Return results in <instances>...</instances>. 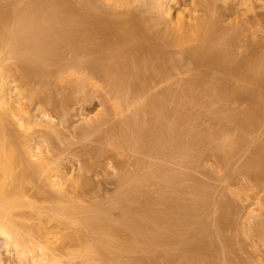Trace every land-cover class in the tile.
Returning <instances> with one entry per match:
<instances>
[{"label": "bare ground", "instance_id": "6f19581e", "mask_svg": "<svg viewBox=\"0 0 264 264\" xmlns=\"http://www.w3.org/2000/svg\"><path fill=\"white\" fill-rule=\"evenodd\" d=\"M125 1L127 0H79V1H76V0H28L22 4H18L17 2H14V1L4 4L5 2L2 0V4H1V0H0V4L2 5V7L6 5L3 8H7L6 11L5 9H2V8L0 9L1 10L0 11L1 12L0 13V243L2 247L4 248V251L12 259V260L8 259V260L3 261V259H1L0 257V264H113V262L115 261H120L123 263L124 261H126L127 255L134 253V252H138L140 254L142 253L146 257H148V254L150 253L153 254L155 252L154 250L157 247H159L160 244H165L167 246L176 244V245L183 247V245H185V243L187 242L188 238L190 240L191 239L190 236L193 237L197 233L196 231V233L194 232L193 235H190L192 233L190 232V230L193 228V227L192 228L190 227L193 226L192 224L194 223V221L200 220V218L198 217L197 211L198 210L201 211L202 209L204 210L205 205H209L213 201V200L211 202L209 200L206 201V203L208 204H206L203 201L204 195L201 197V192L197 190L200 187L198 185H196L198 186V188L196 189L197 191H194L195 193L197 192L196 194H198V196H196L195 194V196L197 197L195 199H193L194 196H191V198L193 197L192 199H185V198L183 199V197L178 198V197H181L182 195H180L181 193H177V192H175L176 195L173 194L175 197H172L173 195L170 194L171 198L170 199L167 198L168 199L167 201H165V199L163 198L166 194L163 197L159 196L157 198H153V197L150 198L149 191L147 193V191L145 190L146 192L143 191L145 192L143 193L141 192L142 190L141 191L138 190V188L140 189L141 185H143V187L144 186L147 187V183L149 184L152 183V185L155 184V187H157L159 184L163 185L164 183L165 186L163 185V187L162 186L161 187L164 188L166 187V185L169 186V188L171 187L170 189L171 193L174 192L172 191L173 187L175 188L178 187L179 189H181L180 185H183V186L187 185V184L185 185L178 184L180 183V182H177V179H179L178 176L180 175V172H179V175L176 173V176L178 175L177 177L175 175H171L163 179L161 178L162 180L159 181L158 180L159 176L157 175L158 168H155L153 171L150 168L152 172L149 175L147 176L144 175L145 177L143 176L141 178L140 177L141 174H139L138 172L137 174L140 175V176L137 175L139 179H137V177L134 175L136 178L133 177L135 179L132 180L133 178L131 177L132 181L127 179L128 177H130V176H127L128 174L126 175L127 178L126 176L124 178L123 177L124 174L122 173L123 175H120L121 178H119L121 180V183L123 182V184L121 185H125L124 180L125 181L128 180V182L130 183L137 179L138 181L136 183L138 185L137 184L135 185L134 183H132L134 184V186L137 187V190L135 189L136 187H133L132 185H130L131 183L129 184L127 182L128 185L124 186L125 187L124 190L127 189L125 192H123L124 191L123 188H122L123 190L122 192L121 190L120 192L117 191V194H116L117 196L115 195L116 197L112 196L113 199H111L112 197H110L111 202L108 201V204L106 203L104 206H102V204L99 205V207H97L96 210H95L96 206L94 205L93 206V209L95 211L94 212L92 211L93 209L90 206H87L83 202V200L75 199V196L71 195L70 192H68L65 189V186L62 185V179L65 174L62 172L61 168L53 164L51 161L52 159L50 157H46L45 154L42 151H40L37 146H32L30 144V138L28 139V138L22 137L19 134H17V132L14 130V128H20L23 132L28 131L29 122L31 120L35 121L36 117L35 115L29 113V107L32 104V102L36 100L39 97V95L41 96L42 94L40 87L42 88L43 86H45V82L47 83L46 79H49V78H46L47 75L48 76L51 75L50 74L51 72L49 73V71L47 70H51L53 67L55 68L56 65H54L53 67L51 66V69H48V66L51 64L53 65L57 63L58 58L65 53L73 54L72 56L74 58L72 59H74L75 61L77 60V58L80 57V55H84V53L85 55H87L86 54L87 52L92 54L93 56H92L91 62L89 61L90 62L89 67H87L88 65L86 66V63H84L85 66L87 67V70L88 68L90 71L95 70L94 73L96 71L97 72L99 71L98 74L101 72L102 76H105L104 79L107 78L106 82L109 85L107 83L106 84L110 87L109 89H112V91H114L115 93L118 92V90L119 92L120 91L122 92L121 88H125L123 89V92L124 90L125 91L129 90L131 87H134L136 85V81L137 83L139 82V84L142 83L141 85H143V83L145 82L144 80H140V77L143 76V74L145 75L144 72H149V73L153 72L154 75L156 74L160 76L164 74L163 72L164 70L162 71V67L164 68V66L162 64L164 60L163 58L166 56H163V55H165L164 53L165 52L167 53V51L163 52V49H165L164 47L167 48V46L168 48L169 46L173 47L174 48L173 50L176 49V52H178V54H181V53L186 54V56L183 55L185 57H187V55L191 56V58L188 57L189 59H193L192 57H197L196 59L192 60L193 63L195 61V64L196 65L198 64L197 67H194V68H198V67L200 68L199 64H206L207 67L209 65L212 66L211 70H213V68H216L214 70H218L219 68H221L219 69L220 71L221 70L228 71L226 66L229 63H232V58H233L231 51L229 50V47H232L233 44L236 42L240 28L238 29L236 27L237 25L236 26L232 25L228 27V29H225L226 31L222 30L221 34L214 35L217 29L215 28V24L212 23L213 20L211 19V16L207 14L209 13L208 10L210 9L208 5L204 6V3L201 2L202 5L201 3H199L201 7L203 6L202 7L203 10H201L202 13L205 12L204 14H202L205 16L200 17V16H194L190 12L185 14L183 10H180V11L175 10L171 12L170 5L168 6V3L170 4L172 2L171 0H153V1L149 0V2L152 3V4L149 3L150 6L152 7L153 5L152 8L155 9V11H154V18L153 19L151 18L152 20L150 19L151 24L146 26L144 23L146 19H144L143 17L139 19L137 18L136 20H135V17H133L134 21L133 20L129 21L128 18L127 20L125 18L128 17L130 13L126 15L124 13L120 14L119 12H117V14L119 13L120 16L119 14L118 15L116 14L117 8L121 7L122 9H124L125 3H128V4L131 3V0L129 2H125ZM132 1L134 2V0ZM139 1L141 2V0ZM174 2L175 1H173L171 4H173ZM197 5H198V1H197ZM3 10L4 12H2ZM122 15H124L125 17L124 16L122 17ZM137 17H140V16H137ZM140 19H144V21ZM101 20L103 21V23L100 22ZM97 23L104 24V26H101L103 28L98 29L100 33L102 34V37L99 31L97 32L100 35L99 37L100 41H102V39L104 38L103 42L101 43L98 42V44L95 43L96 41L95 39L96 38L98 39V37L96 38L94 37L96 35L95 32L97 31V26H96ZM149 30H152L153 32L151 31L152 33L149 34L150 32ZM142 39H144V43H141ZM194 39L198 40L197 43L195 44L193 43L194 41L192 42V40ZM187 42L190 43L191 45L188 44ZM209 43L210 45L214 44V46L218 47V49L215 51L213 50L212 52L209 49ZM247 45H249L248 47H250L251 43H247ZM100 46L101 47L103 46V48L105 47L104 48L105 50L107 48V50L105 51L102 48L101 50L103 52L100 51V48H101ZM254 47L256 46L253 45V48ZM251 48L252 46L250 47V49ZM257 48L255 51L252 49V52H256L255 55H252V53L249 52L248 56L249 57L252 56L250 61L247 62L249 64L248 66L249 71L247 73L244 70V73L249 74V78H251L253 81L257 83L256 85L257 87H261L260 84H262V81L264 79V52L259 51L258 53ZM209 50H210L209 55L212 56L211 58L213 61L211 60V58H209L208 60H211L209 61L211 63L207 62L208 60L205 59L207 55L205 56V53H204ZM202 53L204 55L202 56L205 57L204 60L206 61L203 60V57H201V59L198 60L199 56ZM247 57L246 59L244 58L245 60V62H243L244 64H246ZM74 63L75 62H73L72 64L73 67L74 65L76 66L78 65L77 67L78 69L76 68L70 74H73L77 80H81V79H82L81 81L89 80V78L85 79L86 77L85 75L80 76V71L82 72L85 71L82 69L84 67V66L82 67L81 65L82 62L81 63L79 62V64L81 65L80 66L81 68L79 67V64H77L78 62H76L75 64ZM193 63L192 65L194 66ZM12 64H13L14 69H12L11 66H10L11 68L7 66V65H12ZM58 65L59 64H57V66ZM230 67H231V64H230ZM90 68H93L94 70ZM170 68L173 69L174 67H170ZM232 68H233V65H232ZM55 69H57V67ZM166 69L169 70V68H165V70ZM230 69L228 71L229 73H230ZM60 70L61 69H59L58 72ZM238 70L241 71L242 69L241 70L238 69ZM224 71H222V73ZM61 72L65 74L64 71L61 70ZM61 72H60V75H61ZM201 72L202 71H200V73ZM213 72H211V75ZM228 72L226 75L232 76V74H228ZM216 73H215V76H222V74L216 75ZM240 73L241 72H239L238 74ZM243 74H240V75H243ZM148 76L150 77L149 74ZM215 76H213V78ZM233 76H236V75L233 74ZM163 77L165 78V76L162 75L161 78ZM228 77L226 79L230 80V78ZM69 78H72V77H69ZM145 79L147 82L146 75H145ZM156 79L157 78H155V80ZM200 79L202 78H199V80ZM77 80L76 82H79ZM139 80L142 82L140 83ZM162 80L165 81V79H162ZM89 81L90 83L88 84H90L91 86L92 84L91 79ZM193 81H190V79L188 82L185 81L181 89H178L179 91H176L177 88L175 87H174L175 89H173L172 91L170 89L171 92L168 91V93H170L169 98L167 96H166L167 98L164 97L165 95H163L162 97L160 96L158 97L157 95L152 96V93H151V96L149 94V97L151 98H149V100L148 98H146L147 101L146 103H144L143 101L145 100L143 96H146V95H143V96L141 95L143 97V100L141 102L144 104V106L142 105L141 107L139 106L140 102L139 103L136 102L138 103V107L139 108L141 107V108L138 109L137 107L138 110H135V113H133L134 115H132V119L129 118L130 120L128 121V118H127L126 120H124L128 122L125 123L123 121L125 124L123 125L121 123L122 126L120 124V128L118 125L117 128L119 129V131L120 130L121 131L119 133L116 132V134L117 133L120 134L121 137L120 135L118 134L117 135L121 139L118 138L119 144H115V143L114 144L117 145V147L119 148L123 147L124 149V146H126L129 149L130 148L129 145H134L136 143V142L133 143V140H135V138H138V142H137L138 146L136 144L137 147L135 146V151L137 149H141V152H142V150L144 149V151L147 150V153L149 154L150 152L152 153V155L150 156H153L154 154L156 155V157L157 156L163 157L164 155H166L169 158L170 156H173L174 158L177 157L178 158L176 159L177 164H180V165L182 164V166L185 165V168L186 166L187 167L195 166L194 164L199 163L197 161H201V157L204 154L206 155H204L203 158H205V156L209 154H213L212 156L219 154L218 158H220L219 160H221V163L223 162V166L225 165L224 164L225 162L227 164L228 163L227 161L230 155H229V152L226 150V146L229 147L231 145H235L233 146L235 148L236 143L237 145L240 143L239 139L236 140L237 142L236 141L233 142L235 138L231 141L230 138L226 134H224L227 131V128L226 129L223 128V131L225 129V132L219 135L218 134L219 132L217 131L218 129L216 130L214 128H213L214 130H210V131L204 130L206 132L202 133L199 130V128L201 127L200 126L198 130L201 132V134L195 131L194 136H193L188 126L182 124V127L184 126L183 128L178 127V126H181V123L178 120L185 119L186 117V114H187L186 109L192 108L193 110V108H199V106L201 105L200 100H202L200 99V97L202 96L204 97V95L205 97L206 96L208 98L210 97L209 101L205 102V106H207L208 108L211 107L210 109H212L213 102H215V100L213 101V98L215 99L216 97H219V99L220 98L222 99V97L224 98L227 96L229 97V95L227 94H230V93L225 94L227 91H225L224 89L225 86H223L222 83L226 81L222 82L221 80L220 81L222 82L221 83L222 85H221L218 83L219 81L218 79V81L216 82L217 85L219 84L223 88H219V91H217L216 94H213V93L210 94L211 90L208 89L210 91L209 92L207 91V88H205V90L199 89L200 87L197 88L196 87L197 81L196 82H193ZM211 81L214 82V79H211ZM202 82L204 81L202 80ZM210 82H208V84ZM70 83L72 85L74 84L75 86V83L72 82L71 80H70ZM181 83L179 85H181ZM71 84H70V87H71ZM76 86H77V83H76ZM228 87L230 88V86ZM79 88L82 91L83 84H82V88L81 86H79ZM232 90L233 88L231 89L230 92H233ZM234 90H235L234 92L238 91L237 93L238 95L236 96H239L240 94L239 92L241 90L239 91L238 87H234ZM114 92H112L111 97L116 96V95L119 96L118 94L119 92L116 95L113 94ZM127 93L129 94L130 91ZM123 94L124 93H122V95ZM166 95L168 94L166 93ZM124 97L125 99L123 100L125 102L124 103L125 105L128 103L126 101V98L128 97V95L123 96V98ZM136 98H134V100H136ZM230 98L231 97L228 98L229 101H230ZM117 99L118 98H116V100ZM130 99L133 100L132 95ZM235 99L237 98L235 97ZM176 100L179 102L177 103L178 108L176 109V106L175 107L173 106L172 108H170L169 107L171 106L170 103L173 102L172 105L173 104L176 105V102H177ZM210 100L213 102L211 103ZM216 100L220 101L218 99ZM117 101H119V99ZM231 101H234V100H231ZM131 104H134V103L130 102V105ZM222 104H224V102ZM249 104L251 108L248 105V107L250 108L249 109L250 111L248 112L250 114L246 112V109L243 112H245V114L248 113L246 115H249L247 116L248 118H250V120L248 121L251 122L250 123L251 128H253L252 127L253 122L258 123L259 120H263V123H264V109H263L264 106L262 107L260 105L261 107H257V105H255L257 103H253V104L249 103ZM230 105H233V104H230ZM238 105L236 104V107ZM128 106L125 105L124 107H128ZM134 106L136 105L134 104ZM117 107L118 106H116V108ZM124 107L122 110H125ZM245 107L247 106H244L243 109ZM129 108H132V107H129ZM169 108L171 110H173L174 108V112L173 111L170 112L171 110L169 111L168 110ZM230 109L228 108L226 109L225 107H223V109H221L220 111V113L222 114H220L219 111H217L216 106H215V110L213 108L210 111H207V110L206 111L210 112L209 114L211 115L209 116L208 114V116L211 118L210 120L213 119V122L215 121V123L217 124H219L218 122L220 123L229 122L230 124L232 120H235V117H236ZM232 109H234V107ZM185 110H186V114H185ZM197 110L194 109V111L196 112ZM168 111L171 114H169ZM206 111H204V116L207 117V114H205ZM118 112H122L121 108ZM188 112L190 111L188 110ZM238 113L243 114L241 112H238ZM38 115H41L42 117L45 116V114H42V112L37 114V116ZM130 115L128 117H130ZM199 115L202 116L201 112L199 113ZM189 116L191 115L189 114ZM193 117L196 118V114L195 116L193 115ZM199 117L197 116L198 119H200ZM241 117H244V116L242 115ZM241 119L243 120L244 118H241ZM38 120L40 121V118ZM173 121H176L177 123ZM238 121H239L238 123L240 124L241 121L240 120ZM36 122H37V119L34 123ZM178 122L180 123L179 125H177ZM44 123L45 125L51 126L49 125V123L46 124V121H44ZM244 125H245V122H244ZM209 127L211 129V125ZM256 127H259V126L258 125L254 126V128ZM245 128H247V126ZM249 129L250 128H248V131ZM239 130H241V125L239 127ZM191 131L193 132V128ZM248 131H246V133ZM221 132L222 130H220V133ZM215 133H217L216 135L217 136L219 135L221 139V143L217 146H214L215 144L212 143L213 141H215L214 140ZM117 135H116V138H117ZM243 139L244 141L247 140V139L245 140V137ZM248 141L249 143H251L250 142L251 140H248ZM128 149L126 150L128 151ZM243 150H245V148ZM117 151L120 152L121 150H117ZM255 151H257V149H255ZM221 152H224V153H221ZM139 153H140V150H139ZM255 153L256 154H253L254 156L252 157H250L248 154L250 158L248 157L249 159L245 162L244 171L253 169L254 171L252 172L250 171L251 172V174L249 175L250 179L251 180L253 179L252 181L258 180L257 181L258 183H260L261 181L264 184V147L260 146L258 151ZM166 156H165V159H166ZM156 157L153 156V158L157 159L158 157L157 158ZM207 157H211V156H207ZM166 160H168V158ZM136 161H137V158H136ZM140 161L142 163V160ZM139 162L137 161V163L135 164H139ZM155 163H152V164L154 165ZM147 164H146V167L149 165ZM217 164L219 165L218 162ZM180 165H177V166H180ZM136 167H137L136 169H138V165ZM143 167L144 166L142 165L141 168ZM241 170L243 171V169ZM163 171L166 172L167 170L163 169ZM168 171L173 172L170 170ZM161 173L163 175L162 171ZM173 173L175 174V172ZM133 174H136V173H133ZM186 176L184 177L186 178ZM242 176H244V174ZM122 177L124 178V180H122L123 179ZM176 184H178L180 187ZM121 185H119L118 187H120ZM129 185L132 186V189L134 188V190L130 189L131 188L130 187L128 191ZM188 185H193V184L191 183ZM243 185H245V183ZM158 187L157 189L159 190L160 187L159 188ZM192 188L193 187H191V189ZM242 188L244 189V187ZM157 189L155 188L154 192H156ZM167 189H161V190L163 191L166 190L165 192L166 193L168 192L167 193V196H168V194L170 193L169 192L170 190L167 191ZM130 190L132 192H130ZM187 190H189V188H187ZM247 190H249V188H247ZM227 191L230 192L228 189ZM234 191H237V190H234ZM179 192H181V190H179ZM237 192H235L234 194L238 195L240 193V192L239 193ZM159 193L163 195L162 194L163 192L161 193L160 191ZM160 194H157V195H160ZM199 197L202 199L203 202H201V199ZM240 197H243V196L241 195ZM244 197H247V196L244 195ZM213 198L215 197L213 196ZM213 202L220 203V200L218 201L217 199L216 201H213ZM222 204H220V206H222ZM199 205L202 206L201 210H200ZM257 205L259 204L257 203ZM221 209L219 207V210ZM222 211H224V209ZM205 212H201V213L203 214ZM206 216L207 215L205 213V217ZM249 216H250V213H249ZM256 216H258V214ZM224 218L225 217H223V219ZM219 221L218 223L222 225V221L221 223ZM224 222L225 220L223 221V223ZM263 222H264V219H263ZM263 222L262 220L259 223L257 222L259 225H257L256 227L258 230L259 228H261L260 231H262V226L264 224ZM225 224L226 223H224L223 225L224 228L226 227ZM197 226L200 227L199 225ZM253 228L254 226L252 225V230ZM257 229H256V232H257L256 235L259 233ZM263 231H264V228H263ZM211 236H213L212 238H214V234H212ZM211 236H208L207 238L209 239L211 238ZM262 237L263 236L259 234V239L264 238ZM202 240L205 241V238ZM206 242H201L197 244L195 243V240H194L193 246L191 244L190 246L192 247L188 248V249H191L190 251L192 252V254L189 256H186L185 253L181 254L182 256L185 255L183 256V259H186V261L189 263L195 262L196 264L197 263L204 264L205 261L203 260V257L201 256L203 255L202 253H204L203 251H205L206 246L209 244ZM213 243L216 244L215 242ZM213 243H211L212 246L214 245ZM214 246L212 247V249L214 248ZM179 248L180 247H178V249ZM180 253H182V249ZM204 255H207V253H204ZM145 256L144 258L146 259ZM161 257H164V256H161ZM149 258L151 261L154 260V259H151L152 256ZM163 259H165V261L167 260L166 255ZM150 260L148 259L149 263H150ZM161 261L163 262L164 260H161ZM120 262L118 263L121 264ZM126 262H124L123 264H127ZM128 263L130 264V261ZM155 263H152V264H155Z\"/></svg>", "mask_w": 264, "mask_h": 264}, {"label": "rangeland", "instance_id": "374dc122", "mask_svg": "<svg viewBox=\"0 0 264 264\" xmlns=\"http://www.w3.org/2000/svg\"><path fill=\"white\" fill-rule=\"evenodd\" d=\"M3 1L5 2L4 4L9 3V2H13V1L17 2L18 4H22L28 0H3ZM76 1H79V0H76ZM129 1L130 0H127L125 2H129ZM171 1L172 2L175 1L174 2L175 4L174 3L171 4L172 2L170 4L168 3V6L170 5L171 12H173L175 10H177V11L183 10L185 14L190 12L192 15L200 16V17L205 16V15H202L205 13L204 12L205 10L203 11L204 13H202L201 10H203L202 9L203 6L201 7L199 5V3H201V2L204 3V6L208 5V7L210 9L208 10L209 13H207V11H206V13L209 14V16H211V19L213 20L212 23L215 24V28L217 29L214 35L221 34L222 30L226 31L225 29H228V27H230L232 25L233 26L237 25L236 27L238 29L240 28L236 42L233 44L232 47H229V50L231 51L232 57L234 58V59L232 58V63H229L226 66L228 71L231 68L230 73L226 70L220 71L219 69H221V68H219V69L217 68L218 70H214L216 68H213V70H211L212 66L209 65L207 67L206 64H199L200 68L199 67L194 68V67H197L198 64L196 65L195 61L193 63L192 60L196 59L197 57H192L193 59H189V58H191V56L187 55V57H185L186 54H183V53L178 54V52H176V49L173 50L174 49L173 47L169 46V48H168V46H167V48L164 47L166 50L163 49V52L167 51V53L165 52L164 53L165 55H163L166 57L163 58L164 60H163V64H162L164 66V68L162 67V71L164 70L163 71L164 74H162V75L165 76V78L164 77L161 78L162 75L161 76L156 75V74L154 75L153 72H151V73L144 72L146 77H147L148 83L146 82L145 75L143 74V76L140 77V80H144V82H145V83H143V85H141L142 81L139 80L141 84H139V82L137 83V81H136V85L134 87H131L130 88L131 90L129 88H127L129 90H126V91L124 90V92H123V89H125V88H121L122 92L121 91L119 92V90H118L119 93L118 92L115 93L114 91H112V89H109L110 88L108 86L109 84L106 82L107 78L104 79L105 76H102L101 72L99 74H98L99 71L98 72L96 71L94 73L95 70L93 68H90V69H93L94 71H90L88 68V70H89V72H88L87 67H89V64L92 60V56H93L92 54L87 52L86 53L87 55H85V53H84L85 56L80 55L81 58L78 55V57L80 59L76 57L77 60L78 59L79 60L75 61L74 59H72V58H74L72 56L73 54L70 53L71 54L70 55L69 53H65L58 58L57 61L59 63L57 61H55L57 63H55L53 65L51 64L48 66V69H51V66L53 67L54 65H56L55 68L57 67V69H55L53 67L51 70H47V71H49V73L51 72L50 73L51 75L50 76L47 75L46 78H49V79H46L47 83L45 82V86H43L42 88L40 87L42 94H41V96L39 95V97L36 100H34L29 107V113L35 115L37 122L34 123L36 121V119H35V121H32L31 119H29L31 121L29 122V125H28V127H29L28 131L23 132L20 128H14V130L20 136L28 138V139L30 138V144L32 146H37L38 149L40 151H42L46 157H50L52 159L51 161L53 164H55L61 168L62 172L65 174L63 179H62V185L65 186V189L68 192H70L71 195L75 196V199L83 200V202L87 206H90L92 209H93L94 205L96 206V208H95V210H96L97 207H99V205L102 204V206H104L106 203L108 204V201L111 202L110 200L113 199V197L117 194V191L120 192V190H121V192H122L125 188L124 186L128 185L127 184L128 180H126V181L124 180V178L127 174H128L127 176H130V177L127 178V176H126V178L129 179L130 181H132L136 177H137V179H139V177H138V176H140L139 174H141V176H140L141 178L144 175L145 176L149 175L155 168H158L157 175L159 176L160 179L158 178V176H157V178L159 181H161L163 178L169 177L171 175L176 176V173L179 175V172H180V175L179 176L177 175L179 177V179H177V182H180L178 184H184V185L187 184V185H185V186L180 185L181 189H179L177 186H176L177 188L173 187L172 191H174V192H172V193L170 190L171 187L169 188V186L166 185V187L162 188L164 183H163V185L158 183L160 186L157 184L160 187L159 188L157 186L159 188V190L157 189V187H155V184L152 185V183L151 184L147 183V187H145V186L143 187V185H141L142 189L140 187V189L138 188V190H140V191L142 190L141 192L146 190L147 193L149 191L150 196L149 195L148 196L150 198L151 197L157 198L159 196L163 197L166 194L163 198L165 199V201H167L168 200L167 198L170 199L171 195H173V194L176 195L175 192H177V193H181L180 195H182L181 197L177 196L178 198L183 197V199L184 198L185 199H192L193 197L191 198V196H194L193 199H195V198H197L196 196H198V194H196L197 192L195 193L194 191L198 190L201 192V197L204 195L203 201L205 203L208 200L210 202L212 200L213 201H216L217 199H218V201L220 200V203L219 202H213V201L211 203L209 202L210 203L209 205L211 207L209 205H205L204 210L202 209V206L199 205L200 210L201 209L203 210V211L202 210L197 211L198 217L200 218V220L197 219L198 221H194V223L192 224L193 226L190 227V228L193 227L192 229L194 231L191 229L192 231L190 230V232H192V233L191 234L188 233V234L193 235V233L194 232L196 233V231H197V233L193 237L190 236L191 239L189 240V238H188L187 242L185 243V245H183V247L176 245V244L175 245L172 244L169 246H167L165 244H160L159 247H157L154 250L155 252L153 251L154 252L153 254H151V253L148 254V257H146L144 254H142V253L140 254L138 252L128 254L127 258H126L127 262L124 261L127 264H129L128 263L129 261H130V264H152L155 262H156L155 264H196L195 262L189 263L186 261V259H183V256H185V255L189 256L192 254V252L190 251L191 249H188V248L193 246L194 240H195V243H197V244H199L201 242H206L208 240L206 243H209V244L206 246L205 251H203L204 253H207V255H204V253H202L203 255L201 256V257H203V260L205 261L204 264H219L222 260L223 261L220 264H224V262L226 260L227 261L225 262V264L226 263L227 264H264V241H263L264 240V238H263L264 237V231H263L264 224L262 226V231H260L261 228H259V230H258L256 227L257 225H259L258 223L261 220L263 222V219H264V218H262V217H264V204H263L264 203V186H262L264 184L261 181H260V183H258L257 182L258 180L252 181L253 179L252 180L250 179L249 175L251 174L252 171H254L253 169H249V170L244 171L245 162L250 157L254 156L253 154H256L255 152L258 151L260 146L264 147V145H263L264 144V142H263L264 141V134H263L264 123H263V120H259L258 123H254L252 120V122H253L252 127L253 128H251V124H250L251 122L248 121V120H250V118L247 117L249 115H246L249 113L248 111H250L249 109L251 108L249 103H251V104L257 103V104H255V105H257V107H261V106L263 107L264 106V86H263L264 79L262 81V84H260L261 87H257L256 86L257 83L255 81H253L251 78H249V74H247L249 71V69H248L249 64L247 62H249L250 59L252 58L251 54H250L251 57L248 56L249 52H251L252 55H255L256 52H252V49L255 51L257 47H258L257 48L258 53H259V51L264 52V0H171ZM197 1H198L199 6L197 5ZM149 3H151V2H149V0H141V2L139 0H136V1L134 0V2L131 0V3H129L130 5L128 3L124 4V6H125L124 9H122L121 7H119L120 9L117 8L116 14H117V12H119L120 14L124 13L126 15H128L130 13L128 15V17L125 18L126 20L128 18L129 21H132V20L134 21L133 17H135V20L137 18L139 19V18L143 17L144 19H146L145 21H147V20L148 21L145 22L144 19H140V20H143L145 25L147 26V25L151 24L150 19L154 18V11H155V9L152 8L153 5L151 7ZM202 3H201V5H202ZM1 4H2V0H1ZM1 4H0V6H1L0 9L2 8V9H5V11H6L7 8H3L6 5L2 7ZM122 10L123 11L126 10V11L123 12ZM2 12H4V10ZM120 14H119V16H120ZM155 14H156V12H155ZM123 16L124 15H122V17ZM137 16H140V17H137ZM143 21H142V23H143ZM100 22L103 23L102 20ZM102 23L96 24L97 31L95 32L96 35L94 36L95 38L98 37V39L97 38L95 39L97 41V42L95 41L96 44H98V42L99 43L103 42V39H104L103 38L102 41L99 40V37H100V35L102 37V34L100 33V31L98 29L103 28V27H101V26H104V24H102ZM98 31H99L100 35H99V33H97ZM149 31H148L149 34L153 32L152 30H149ZM197 41L198 40H196V39L192 40V42L194 44L197 43ZM141 43H144V39L141 40ZM247 43H251V45H250V47L252 46L251 49H250V47H248L249 45H247ZM188 44H190V43H188ZM253 45L256 47L253 48ZM260 45H261V47H260ZM102 48H103V46L100 48V51H102L101 50ZM209 49L213 52V50L214 51L217 50L218 47L214 46V44L210 45V43H209ZM106 50H107V48H106ZM210 50L204 52L205 56L206 55H207V57L209 56L208 58L203 57L204 55L202 53L200 56L198 55L199 56L198 60H200L201 57H203V60H204V58L206 60L211 58L212 56L209 55ZM183 55H185V56H183ZM181 56H182V58H181ZM246 57H247L246 64H244L243 63V62H245L244 58L246 59ZM241 59H242V61H241ZM206 60H204V61H206ZM211 60H212V58H211ZM211 60H208L207 62H209ZM87 61H88V63H87ZM73 62H75V63L78 62L77 64H79V62L80 63L82 62L81 65H82V67L84 66L82 69L85 71L84 72L80 71V76L85 75L86 76L85 79L86 78L87 79L89 78V80L91 79V81H92L91 86H93V87H91L90 84H88V83H90L89 80H87V81H85V80L81 81L82 79L77 80L73 74H70L71 72H73V70H75L78 67V65L77 66L74 65V67H73V65H72ZM236 62H237V64H236ZM84 63H86V66L87 65L88 66L86 67ZM192 63L194 64V66L192 65ZM209 63H211V62H209ZM57 64H59L58 65L59 67L57 66ZM230 64H231V67H230ZM81 65L79 64V67ZM232 65H233V68H232ZM243 65H244V67H243ZM7 66L8 67L11 66L12 69H14L13 64L7 65ZM90 66H92V65H90ZM246 66H247V68H246ZM85 67H86V69H85ZM170 67H174L173 68L174 70ZM236 67L238 69H240V70L242 69V70L239 71ZM165 68H169V70H167V69L165 70ZM59 69L64 71L65 74L63 72H61V70L58 72ZM170 69H171V71H170ZM232 69H233V71H232ZM244 70L247 73H244ZM165 71H167V72H165ZM200 71H202V72L200 73ZM222 71H224V72L222 73ZM60 72H61V75H60ZM66 72H68V73H66ZM209 72H210V74H209ZM211 72L214 73V74L212 73L213 76H215L216 72H217L216 75L222 74V76H215L213 78V76L211 75ZM227 72H228V74H232V76L226 75ZM239 72H241L240 74H243V73L244 74L240 75V74H238ZM62 73H63V75H62ZM148 74L150 75V77L151 76L152 77L150 78L148 76ZM233 74L236 76H233ZM88 75H90V76H88ZM170 75H171V77H170ZM156 76H158V77H156ZM172 76H173L174 80H173ZM200 76H202V77H200ZM223 76H224V78H223ZM69 77H72L73 79L69 78ZM193 77H195V78H193ZM227 77L230 78V80L226 79ZM74 78H75V80H74ZM155 78H157V79L155 80ZM159 78L161 79V81ZM199 78H202V79L199 80ZM216 78H218L219 81ZM58 79H60L62 82ZM69 79L75 83V86H74V84L72 85L70 83ZM162 79H165V81ZM167 79H168V81H167ZM184 79L186 82H188L189 79H190V81L194 80L193 82L197 81L196 87L197 88L200 87L199 89H203V90H205V88H207V91L211 90L210 94H212V93L216 94V92L219 91V88H223L221 86L223 84V86L226 87V88L224 87L225 91H227L225 94L230 93L231 96H230V94H227V95H229V97H231L230 101L234 100V101H231V102H233V103H231L229 101V99H228L229 97L227 95H225V96H227L228 98L222 97L223 100L221 98L219 99V97H216L215 99L213 98V101L215 100V102L210 100L211 103L213 102V106H214V107L212 106V109L214 108V110H215V106H216V109H217V111H219V113H220L221 109H223V107H225L226 109L227 108L230 109L231 107L232 108L234 107V109L231 108L230 110L234 113V115L236 117H235V120H232V122L230 121L231 122L230 124H229V122L228 123L227 122L226 123L218 122L219 124H217V123H215V121L213 122V119L210 120L211 118L209 116L211 114H209L210 112H207V111H210L212 109H210L211 107L208 108L207 106H205V102L209 101L210 97L208 98L206 96L208 98L207 99L205 97V95H204V97L203 96L200 97V99L203 100V101L200 100V104H201L200 106L201 107L199 106V108H193V110H192V108L186 109L187 114H186V110H185V114H186L185 119L187 121L185 119H181L183 121L178 120L181 123V126H178V127H182V124L188 126V128L190 129V132H191V134H193V136H194L195 131H197V133L199 132V134H201V132L204 133L208 130L210 131V130H214V129H216V130L218 129L217 131L219 132L218 134L220 135V134L224 133L225 129L227 128V131L224 134H226L230 138L231 141L234 138L235 139L233 140V142L236 141L237 139H239L240 143L238 145L236 143L235 148L233 147L235 145H231L229 147L226 146V150L229 152L230 157L227 161L228 163L226 164V162H225L224 166H223V162L221 163V160H219L220 158H218L219 154L218 155L216 154L217 156L215 154H214L215 156H212L213 154H209L207 156H211V157L205 156V158H203L204 155H206V154H204L201 157V161H197L199 163H197V164L195 163L194 164L195 166H191V167L186 166V168H185L184 164H183L184 166H182V164L181 165L177 164V162H176V159H178L177 157L174 158L173 156H170V158H169L166 155H164L163 157L157 156L158 157L157 158L156 155L153 154V156H155L157 158V159H155V158H153V156H150V155H152L151 152H150V154L147 153V150H145L146 152L144 151V149L142 150V152H141V149H137L135 151L136 144L138 146V143H137L138 138H135V140H137V141L133 140V143H135V142L136 143L134 145H129V147H130L129 149L126 146H124V149H123V147L122 148L120 147L121 148L120 149L119 147H117V145H115V144H119L118 138L121 137V135L118 134L121 131V130L119 131V129L117 128L118 125L120 128L121 123L124 125L126 122H128L130 119H132V115H134L133 113H135V110L140 109L142 107V105L144 106V104L141 102L143 100V97L145 100V101H143L144 103H146V101H147L146 98H148V100H149V98H151V97H149V94L151 96V93H152V96L157 95L158 97L159 96L162 97L163 95H165L164 97L167 96L169 98L170 93H168V91H170V89L172 91L175 88H177L176 91H179L178 89H181V87L185 83ZM211 79H214V82H212L213 80L211 81ZM76 80L79 81L81 84L79 82H76ZM93 80L95 81V83ZM198 80H199V82H198ZM202 80L204 82H202ZM221 80H222V82L226 81V82H224L225 84L220 82ZM170 81H171V83H170ZM182 81H184V82H182ZM217 81L219 84H221V83L222 84L217 85V83H216ZM208 82H210L209 83L210 85L208 84ZM76 83H77L78 87L76 86ZM84 83H85V85L86 84L87 85L85 86ZM180 83H181V85H179ZM198 83L200 84V86ZM70 84H71V87L72 86L74 87V89H73V87L72 88L70 87ZM82 84H83V88H82ZM203 84H205V85H203ZM79 86H81V88L83 89L82 91L80 90ZM176 86H178V87H176ZM212 86L213 87L216 86V87L213 88ZM228 86H230V88ZM143 87H144V89H143ZM234 87H238L239 91L241 90L239 92L240 93L239 96H236V95H238L237 94L238 91L234 92L235 91ZM262 87H263V89H262ZM211 88L214 90L216 89L215 92ZM232 88H233V90H232L233 92H230ZM71 89H73V90H71ZM141 89H143V90H141ZM147 89H148V91H147ZM252 89H253V91H252ZM129 91H130L129 94L132 95L133 100L130 99L131 95H129L127 93ZM141 91L144 93H142ZM145 91H147V92H145ZM151 91H153V92H151ZM246 91H248V92H246ZM112 92H114L113 93L114 95H116L118 93L119 96L121 95L120 97H122V98H120L118 95L111 97ZM132 92H133L134 96H133ZM165 92L168 95H166ZM250 92L251 93L253 92V93L251 94ZM122 93H124V94L122 95ZM125 93H127V94H125ZM160 93H161V95H160ZM125 95L126 96L128 95V97H129V98L128 97L126 98V101L128 102L127 104L130 105V102H132L136 106H134V104H131L130 106L125 104L128 107H124L125 102L123 99H125V97L123 98V96H125ZM141 95L142 96L146 95L147 97L146 96L142 97ZM232 95H234V96H232ZM136 97H138V98H136ZM235 97L237 99H235ZM116 98H118L119 101H117L118 99L116 100ZM134 98H136L137 101L134 100ZM120 99H121V101H120ZM216 99H218L220 101H217ZM115 100H116V102H115ZM136 102H138V103L140 102L139 103V106H141L140 108L138 107V103H136ZM218 102H219V104H218ZM223 102H224V104H222ZM237 102L239 103V105ZM172 103H170L171 106H169V107L172 108L173 106L174 107L176 106V109H177L178 108L177 103H179V102L177 101L176 105H174V104L172 105ZM230 104H233V105H230ZM236 104L238 105L237 107H236ZM113 105H115V106H113ZM248 105L250 108L248 107ZM116 106H118V107L116 108ZM122 106L124 107L125 110H122L123 109ZM244 106H247V107H245L243 109ZM129 107H132V108H129ZM137 107H138V109H137ZM120 108H121L122 112H118L120 110ZM170 108L168 109L169 111L171 110ZM247 108H248V110H247ZM132 109H134V110H132ZM176 109H175V111H176ZM194 109L195 110L199 109V110H197L198 114L196 111H194ZM239 109H240V111H239ZM245 109H246V112H248L246 114H245V112H243V111H245ZM263 109H264V107H263ZM188 110L190 112H188ZM203 110L204 111L207 110L206 111L207 113L205 112V114H207V117L204 116ZM172 111L174 112V108L170 112H172ZM217 111H216V113H217ZM41 112H42V114H45V116H47V117L43 116L44 117L43 118L41 115L37 116V114H39ZM170 112H169V114H171ZM200 112H201L202 116L199 115ZM238 112H241L243 114H240ZM189 114L192 116V118H191V116H189ZM195 114H196V118L193 117V115L195 116ZM208 114H209V116H208ZM220 114H222V113H220ZM239 114H240V116H239ZM129 115H130V117H128ZM242 115L244 117H241ZM197 116L198 117L200 116L199 117L200 119H198ZM39 118H40V121L38 120ZM127 118H128V121H124ZM241 118H244V119L242 120ZM237 119L241 121L240 124L238 123L239 121ZM174 120H176V119H174ZM44 121H46V124L49 123V125H51V126L45 125ZM173 122H176V121H173ZM199 122H201L202 124ZM244 122H245V125L247 126V128H245L246 126L244 125ZM180 123L178 122L177 125H179ZM122 124H121V126H122ZM238 124H239V126H238ZM254 124L258 125L259 127L254 128V126H256ZM210 125H211V129L209 127ZM240 125H241V130H239ZM216 126H217V128H216ZM220 126L221 127L223 126V127L221 128ZM260 126H261V128H260ZM192 128H193V132L191 131ZM198 128L201 132L198 130ZM223 128H225L224 131H223ZM248 128H250L249 129L250 132L248 131ZM243 129L245 130V132ZM204 130H206V131H204ZM220 130H222L221 133H220ZM246 131H248V132L246 133ZM116 132H118L117 134L120 135V137H118ZM216 134L217 133H215V136H214L215 141L212 142L213 144H215L214 146H217L221 143L220 136L219 135L217 136ZM116 135H117V138H116ZM240 135L242 136V138ZM260 136H261V138H260ZM244 137H245V140L247 139L246 141H244V139H243ZM251 137H252V139H251ZM239 140H238V142H239ZM248 140H251L250 141L251 143H249ZM115 141H117V142H115ZM242 143L243 144L245 143V144L243 145ZM113 145H115V146H113ZM131 147H133L134 149ZM239 148H240V150H239ZM244 148H245V150H243ZM115 149L121 150L122 152L121 151L119 152ZM126 149H128V151ZM255 149H257V151H255ZM139 150H140V153H139ZM239 151H240V153H239ZM250 151L252 152V154ZM145 153L147 154V156ZM221 153H224V152H221ZM248 154L250 157L248 156ZM165 156H166V159L168 158V160L165 159ZM150 157H152V158H150ZM136 158H137L138 162L140 160H142V163L140 161L139 164H135V163H137ZM205 160H207V161H205ZM154 161L157 163H155ZM147 162L149 165L147 164ZM175 162L177 165H180V166H177L175 164ZM217 162L219 163V165L217 164ZM152 163H155L157 165H155V164L153 165ZM141 164L144 166L143 168H141L142 167ZM146 164L148 165L147 167H146ZM160 164H161V166H160ZM137 165H138L139 171H138V169H136ZM180 167H181V169H180ZM150 168L152 169V171ZM163 169H166L167 171L168 170L173 171V172H175V174L173 172H169V171L164 172ZM241 169H243L244 172ZM238 170H240V171H238ZM134 171H136V172H134ZM161 171L163 172L164 176L162 175ZM247 171H249V172L251 171V172L249 173ZM138 172H139V174H137ZM133 173H136V174H133ZM166 173L168 176L166 175ZM131 174H133V175H131ZM243 174H244V176H242ZM120 175H123L124 178L122 177L123 178L122 180H124L125 185H121V184H123V182L121 183V180L119 179V178H121ZM183 175L184 176L187 175L186 178ZM246 175H247V177H246ZM131 177L132 178L135 177V178H133L131 180ZM137 179L133 182H130L131 184L129 182L128 183L130 185H132L133 187H136V186H134V184L135 185L137 184L136 183L138 181ZM183 179H184V181H183ZM247 180H248V182H247ZM132 183H134V184H132ZM191 183L193 185H188ZM199 183H201V184H199ZM235 183H237V184H235ZM242 183L243 184L245 183V185H243ZM178 184H176V185H178ZM249 184L251 186L253 185L254 187L252 186V188H251V186ZM119 185H121L120 186L121 188L118 187ZM130 185L128 187V191H129L130 187H131L130 189H132V186H130ZM196 185H198L200 187L198 188V186H196ZM153 186H154V188H153ZM191 187H193V188L191 189ZM242 187H244V189ZM122 188H123V190H122ZM145 188H147V189H145ZM155 188L158 191L156 190V192H154ZM167 188H169V189H167ZM187 188H189V190H191V191L187 190ZM247 188H249V190H247ZM135 189L137 190V187ZM161 189H167V191L170 190L169 191L170 193L168 194V196H167L168 192L166 193L165 192L166 190L163 191ZM193 189H195V190H193ZM227 189L230 192H228ZM126 190L127 189H125L123 192H125ZM132 190H134V188ZM179 190H181V192H179ZM234 190H237L240 193L237 191H234ZM243 190L245 193L243 192ZM160 191H161V193L163 192L162 193L163 195H161L159 193ZM130 192H132V191L130 190ZM145 192H143V193H145ZM235 192L241 194L243 197H240L241 195H239V194L235 195L234 194ZM157 194H160V195H157ZM195 194H196V196H195ZM174 195L172 197H175ZM244 195L247 197H244ZM213 196L215 198H213ZM110 197H112V198L110 199ZM234 199H236V200H234ZM203 201L201 199V202H203ZM213 203H214V205H213ZM257 203L259 205H257ZM206 204H208V203H206ZM220 204H222V206H220ZM232 205H234V206H232ZM219 207H220V209L222 207V209L219 210ZM227 208H228V210H227ZM223 209H224V211H222ZM231 209L232 210L235 209V210L232 211ZM205 210H206V212H205ZM92 211H94V209ZM229 211H231L232 213ZM201 212H205L207 216L205 217V213L202 214ZM229 213H231V214H229ZM249 213H250V216H249ZM257 214H258V216H256ZM223 217H225V218L223 219ZM246 218H247V220H246ZM219 219H220V221H219ZM224 220H225L224 223H226L225 228L223 227V225H224L223 221ZM218 221L220 223L222 221V225L219 224ZM197 225H199L200 227H198ZM252 225L254 226L255 230H254V228L252 230ZM248 227H249V229H248ZM256 229H257V231H259V233L257 235H256V233H257ZM247 230H248V232H247ZM253 231H255V232H253ZM212 234H214V238H212L213 237V236H211ZM215 234H216V236H215ZM259 234L263 236L262 237L263 239H261V238L259 239ZM208 236H211V238H209L210 240L207 238ZM195 237H196V239H195ZM199 237L200 238L203 237L202 239L205 238V241L200 239ZM210 242L216 243V244L213 243L215 245V246L213 245L214 246L213 249H212L213 246ZM191 244H192V246H190ZM178 247H180L179 248L180 250L178 249ZM181 249H182V253H180ZM158 253H159V255L164 256V257L166 255L167 260L165 261V259H163L164 257L159 256ZM183 253H185V255L182 256L181 254H183ZM142 255H144L146 257V259ZM150 255L152 256L151 259L155 260V261L153 260L154 262L150 260V258H149V257H151ZM205 256L206 257L208 256L209 258L208 257L206 258ZM0 257H1V259H3V261L8 260V259L12 260L10 258V256L4 251V248L2 247L1 243H0ZM147 258L150 260V263L148 262ZM135 259H136V261H135ZM161 260H164V261L162 262ZM118 262H120V261H115V262H113V264H119ZM120 263L123 264L122 262H120Z\"/></svg>", "mask_w": 264, "mask_h": 264}]
</instances>
